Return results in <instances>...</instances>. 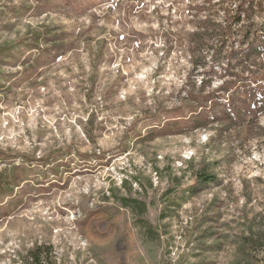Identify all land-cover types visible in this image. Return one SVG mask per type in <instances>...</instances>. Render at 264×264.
Returning a JSON list of instances; mask_svg holds the SVG:
<instances>
[{
  "label": "rangeland",
  "instance_id": "obj_1",
  "mask_svg": "<svg viewBox=\"0 0 264 264\" xmlns=\"http://www.w3.org/2000/svg\"><path fill=\"white\" fill-rule=\"evenodd\" d=\"M246 1L0 0V264H264V114L228 118L263 72L229 56Z\"/></svg>",
  "mask_w": 264,
  "mask_h": 264
},
{
  "label": "trees",
  "instance_id": "obj_2",
  "mask_svg": "<svg viewBox=\"0 0 264 264\" xmlns=\"http://www.w3.org/2000/svg\"><path fill=\"white\" fill-rule=\"evenodd\" d=\"M243 6L245 8L244 12L248 11L247 9L248 4L246 0H242V2L239 5V8L241 9L243 8ZM240 16H241V13L237 15L236 18H232L231 20L226 19L227 23L225 27L222 28L223 32L221 36L223 40H227L228 38L232 37V35L234 34L233 24L240 23L243 21ZM199 30L194 32V35L198 37L197 39L204 40L205 38H210L208 33H206L205 31H199ZM240 32L242 35V41H241L242 44L248 43L249 41L247 42V40L249 36L253 33L252 40L248 43V46L246 48L231 51V53L229 52L230 58L232 60L233 58H235L236 60H238V62L241 61L242 59H244V62H246V60H249L250 58H257V57L260 58V56L264 58V25H259V27H257L254 30V32H252L251 27L248 26L246 23H244L243 25H241ZM196 49L197 48H191L190 50L191 59L194 64H197V58L201 56V55L199 56L196 55V53L200 52V51H197ZM240 55L241 57H239ZM261 61H263L262 63L263 72H261L260 74L254 72V73L249 74L248 76H245V74L248 73V69L244 67V71L242 75L244 80H249V82L253 84V87L250 90L252 91L254 90V92L258 93L257 97L256 98L254 97L255 99H254L253 108L251 109L252 106L248 104L246 101H242L241 105L234 106V109L230 111L228 118L235 120V121L236 120L243 121L249 115L254 117L255 119L259 115L264 114V89L262 91H259V85L262 84L264 86V59H262ZM239 65L241 66L242 64H239ZM249 86L250 85H247V83L242 81L239 87H235L236 88L235 90H233V88H227L225 89V91L230 92L233 90L234 101H240L242 97L241 93L244 92L245 89L249 88ZM206 98L207 100L209 99L211 100L212 96L208 95L206 96ZM233 105H235V102ZM214 116L216 115L214 114ZM200 117L201 116L196 118V122H197V119L199 120ZM214 120H219V118L216 116V118L214 117ZM176 124L177 123H173L172 126H175ZM205 124L206 123H204L203 125ZM201 176L203 180H207V181L211 180V178L210 177L208 178V176L205 174H201ZM3 187H4L3 180L0 178V189L4 190ZM26 264H57V262L55 260V256L53 254L52 249L43 250V247L39 246L35 250L30 251V255H29L28 260L26 261Z\"/></svg>",
  "mask_w": 264,
  "mask_h": 264
}]
</instances>
